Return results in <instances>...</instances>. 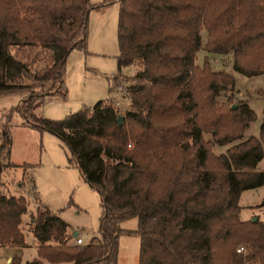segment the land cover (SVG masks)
<instances>
[{"label":"trees","instance_id":"16d2710c","mask_svg":"<svg viewBox=\"0 0 264 264\" xmlns=\"http://www.w3.org/2000/svg\"><path fill=\"white\" fill-rule=\"evenodd\" d=\"M118 1L115 80L128 92L130 107L121 113L103 98L49 119L34 109L46 96L66 95L67 56L86 49L89 12L103 3L0 0V95L22 92L24 124L55 134L100 195V236L82 243L70 242L67 222L40 204L30 214L37 255L26 264H118L123 233L139 237L138 264H264V220L242 219L239 204L242 190L264 184V167H257L264 155V108L259 134L244 137L256 114L246 99L236 100L234 76L214 69L209 55L196 62L204 48L229 54L242 74L262 73L264 0ZM128 65L134 71L124 85L117 78ZM10 151L6 125L0 245L22 247L27 201L4 192L1 177ZM132 216L136 228L119 225Z\"/></svg>","mask_w":264,"mask_h":264},{"label":"rangeland","instance_id":"374dc122","mask_svg":"<svg viewBox=\"0 0 264 264\" xmlns=\"http://www.w3.org/2000/svg\"><path fill=\"white\" fill-rule=\"evenodd\" d=\"M89 1L103 4L89 12L86 49L75 48L67 56L64 72L67 93L65 96L46 97L34 109L38 116L61 119L70 112L93 105L99 99L114 96L109 92V83H116L112 77L118 74L116 56L119 52V1ZM201 35L204 39L206 32L201 30ZM204 55L211 57L214 69H225L234 76L235 86L232 93L237 98L235 99H246L256 114L255 119L244 128L243 136L258 135L264 108V98L260 93V89L264 90V71L247 76L233 68L229 54L210 53L204 48L198 50L196 62L202 63ZM133 71L132 65L123 67L119 80L124 85L129 84L131 81L125 78ZM114 90L116 88L113 87ZM22 96L20 91L0 95V144L2 129L7 125L11 135V151L9 157L3 159V162L10 163L7 166L5 164L1 172L3 191L21 194L26 198L27 211L23 213L21 221L25 245L0 246V264H26L36 256V239L27 225L30 214L40 204L47 205L67 222V232L71 239L80 236L84 242L100 236L98 226L101 206L98 191L84 181L76 165L69 161L63 142L55 134L24 124V118L18 110ZM118 97V110L123 113L130 107V97L125 89ZM218 98L224 99L222 95ZM229 144L215 145L214 150L217 153L222 152ZM257 167H264V155ZM239 204L242 206V218L258 216L264 220V184L242 190ZM119 225L135 228L137 217H128ZM15 257L18 258L17 263L13 261ZM138 257V235L123 233L119 240L118 264H138Z\"/></svg>","mask_w":264,"mask_h":264},{"label":"crops","instance_id":"0c3cea01","mask_svg":"<svg viewBox=\"0 0 264 264\" xmlns=\"http://www.w3.org/2000/svg\"><path fill=\"white\" fill-rule=\"evenodd\" d=\"M74 49H72L71 51H73ZM70 51V52H71ZM116 75H118V74H116ZM116 75L115 76H113L112 78H114L115 79V77H116ZM119 77V76H118ZM118 80H119V78H117ZM110 85H109V92H112L113 94H114V96H111V97H108V96H106L105 98H109V99H111L113 102H114V104L118 107V105L120 104V98L118 97V95H122V93H123V91H121V92H116L115 90L113 91V88H112V82L111 83H109ZM49 96H52V95H49ZM49 96H46V97H49ZM45 97V98H46ZM123 97V96H122ZM103 99V98H102ZM115 101H118V104H116L115 103ZM92 106V105H91ZM248 126V125H247ZM259 168V167H258ZM6 193H8V192H6ZM8 194H12V193H8ZM16 195H18V194H16ZM242 207V206H241ZM23 215V214H22ZM240 216H241V218H242V215H241V211H240ZM242 219H248V218H242ZM21 221H22V219H21ZM29 221H32L31 220V217H30V220ZM28 229L31 231V229H30V222L28 223ZM20 227H21V229H23L22 228V226H21V224H20ZM122 227V226H121ZM122 228H124V227H122ZM136 228V227H135ZM129 229H133V228H129ZM23 231V230H22ZM32 232V231H31ZM32 234H33V232H32ZM34 235V234H33ZM122 235V234H121ZM121 235H120V237H121ZM35 237V236H34ZM120 237H119V240H120ZM35 239H36V237H35ZM74 240L75 239H71L70 238V242H74ZM82 240H83V238H82ZM0 246H4V245H0ZM37 246V239H36V243H35V247ZM119 252V251H118ZM36 255H37V247H36ZM35 257V256H34ZM12 261V259L10 258V262Z\"/></svg>","mask_w":264,"mask_h":264},{"label":"built area","instance_id":"2783aa9c","mask_svg":"<svg viewBox=\"0 0 264 264\" xmlns=\"http://www.w3.org/2000/svg\"><path fill=\"white\" fill-rule=\"evenodd\" d=\"M112 88L114 87V88H116V92H121V91H124V88H123V86L121 85V84H117V83H112ZM115 103L116 104H118V101H115ZM76 242L77 243H82L83 242V240H82V238L80 237V236H76ZM238 252H240V251H243L244 250V246L243 245H239L238 247H237V249H236Z\"/></svg>","mask_w":264,"mask_h":264},{"label":"water","instance_id":"95a60500","mask_svg":"<svg viewBox=\"0 0 264 264\" xmlns=\"http://www.w3.org/2000/svg\"><path fill=\"white\" fill-rule=\"evenodd\" d=\"M122 118H123V115L118 114V116H117L118 123H121ZM251 219L252 220L256 219V216L252 217ZM74 235H76V231L74 232Z\"/></svg>","mask_w":264,"mask_h":264}]
</instances>
